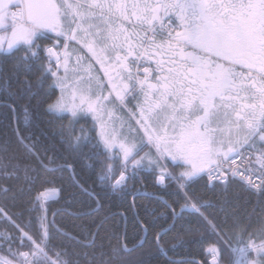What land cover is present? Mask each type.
<instances>
[{
    "label": "snow or ice",
    "instance_id": "1",
    "mask_svg": "<svg viewBox=\"0 0 264 264\" xmlns=\"http://www.w3.org/2000/svg\"><path fill=\"white\" fill-rule=\"evenodd\" d=\"M0 91L12 97L5 107L13 119L19 100L26 124L41 103L67 120L55 133L59 155L17 126L24 155L0 156V197L27 192L37 226L30 234L8 217L19 235L0 233V264H72L52 243L53 230L63 229L48 202H59L62 188L48 174L67 170L98 208V194L76 179L80 164L113 192L134 193L145 179L174 189L171 200L154 196L162 210L137 216L143 235L128 243L126 232L117 237L114 254L142 248L159 218L168 226L152 243L164 255L162 238L171 232L174 249L191 242L211 257L172 264H225V257L227 264H264V207L255 226L234 215L222 227L194 190L203 181L226 200L238 184L264 206V0H0ZM89 116L91 129L81 124ZM35 183L41 187L33 191ZM0 216H7L3 208ZM102 227L85 239L94 244Z\"/></svg>",
    "mask_w": 264,
    "mask_h": 264
},
{
    "label": "trees",
    "instance_id": "2",
    "mask_svg": "<svg viewBox=\"0 0 264 264\" xmlns=\"http://www.w3.org/2000/svg\"><path fill=\"white\" fill-rule=\"evenodd\" d=\"M11 91L14 92L15 88ZM11 102L12 97L8 93L0 91V145H3L5 141L9 142L7 151H0V156H3L7 162L12 152H17L21 156L24 155L14 135V129L17 126L22 131L27 129L39 136L45 146L57 150V155H59L63 149L60 148L59 138L55 133L59 132L61 125L66 124L67 120H60L54 115L46 114L44 112L46 105L41 103L33 118L26 124L23 119L22 102L16 101V119H13L12 114L5 107L7 103ZM33 104L35 105L36 101H33ZM65 115L67 116L68 114ZM117 115H120L118 111ZM49 121L53 123L52 128L48 125ZM93 123L94 121L90 116L87 123L81 122L85 128L89 129H91ZM98 131L97 125L95 132L98 133ZM76 173V179L81 184L98 194L100 207H95L91 198L80 191L73 183L67 170H57L48 174L49 178L56 180V187L62 188L59 202L53 201L49 203L51 205L50 211L58 210L56 216L57 224L62 226L63 229L62 232L53 230L52 243L67 250L69 253L67 258L72 261V264H172V260H183L192 256L201 261L205 255H208L209 259L211 258L210 254L199 252L196 245L191 242H188L186 246L177 244L174 249L172 244L177 242L172 239L173 233L171 232L162 238L163 247L167 252V255H164L152 243L153 233L168 226L163 219L159 218L152 221L153 227L147 236L148 243L144 244L142 248H137L131 253L121 252L118 255L114 254L112 251L113 247H119L120 244L117 237H123L126 232L127 238L124 242L128 243L137 234L143 235V233H139L137 216L140 220H146L148 209L160 208L162 210V202L155 199L154 196L159 195L163 196L164 200H171L174 189L162 190L157 186H153L150 179H145L142 184L137 183L135 185L136 191L134 193L121 194L101 185L97 179L96 172L83 164L77 165ZM6 183L15 186L18 181L9 180ZM40 187L39 183L32 185L33 191ZM194 190L211 205L207 207L205 215L210 219H214L222 227H225V225L230 226L233 223L234 215L238 216L242 223H251L253 226L260 219L261 208L264 206L258 205L256 199L251 197L238 184L231 186V189L226 194V200L225 194L221 193L219 189L213 191L211 188H206L203 181L194 185ZM27 195L28 193L25 192L23 195H18L15 200L11 197L7 199L0 197V208H3L4 212L7 213V216H0V233H8L13 238L19 235L8 217H11L15 224L24 227L25 231H29L30 234L36 232V213L26 210ZM65 197L71 201L70 204L64 202ZM73 213H77V215H73ZM249 217L250 220L248 219ZM100 221H103V227L96 235L94 244H90L85 237L90 231H95V225ZM64 233H70L76 239H70ZM204 236L205 239H213L207 233ZM78 241L80 242L78 243ZM129 247H131L130 243ZM53 258L55 259V257ZM225 264H227V257H225Z\"/></svg>",
    "mask_w": 264,
    "mask_h": 264
},
{
    "label": "rangeland",
    "instance_id": "3",
    "mask_svg": "<svg viewBox=\"0 0 264 264\" xmlns=\"http://www.w3.org/2000/svg\"><path fill=\"white\" fill-rule=\"evenodd\" d=\"M11 10H13V11H14V10H16V9H15V8H12ZM97 67H99V66L97 65ZM98 130H99V126H98ZM49 202H50V201H49Z\"/></svg>",
    "mask_w": 264,
    "mask_h": 264
},
{
    "label": "flooded vegetation",
    "instance_id": "4",
    "mask_svg": "<svg viewBox=\"0 0 264 264\" xmlns=\"http://www.w3.org/2000/svg\"><path fill=\"white\" fill-rule=\"evenodd\" d=\"M117 111L119 112V110H117ZM119 113H120V112H119ZM120 115H121V113H120ZM120 115H119V116H120Z\"/></svg>",
    "mask_w": 264,
    "mask_h": 264
},
{
    "label": "bare ground",
    "instance_id": "5",
    "mask_svg": "<svg viewBox=\"0 0 264 264\" xmlns=\"http://www.w3.org/2000/svg\"><path fill=\"white\" fill-rule=\"evenodd\" d=\"M15 11V10H14Z\"/></svg>",
    "mask_w": 264,
    "mask_h": 264
}]
</instances>
